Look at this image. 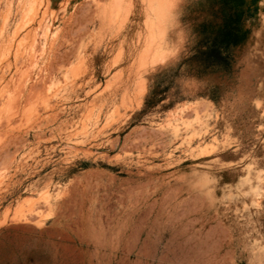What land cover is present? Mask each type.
Wrapping results in <instances>:
<instances>
[{
    "label": "rangeland",
    "instance_id": "rangeland-1",
    "mask_svg": "<svg viewBox=\"0 0 264 264\" xmlns=\"http://www.w3.org/2000/svg\"><path fill=\"white\" fill-rule=\"evenodd\" d=\"M0 264H264V0H0Z\"/></svg>",
    "mask_w": 264,
    "mask_h": 264
}]
</instances>
